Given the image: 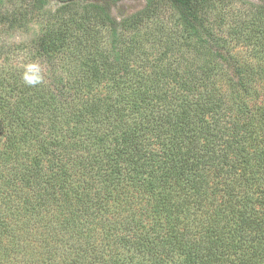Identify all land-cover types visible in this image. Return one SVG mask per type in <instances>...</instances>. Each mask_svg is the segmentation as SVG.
I'll list each match as a JSON object with an SVG mask.
<instances>
[{"label": "trees", "instance_id": "obj_1", "mask_svg": "<svg viewBox=\"0 0 264 264\" xmlns=\"http://www.w3.org/2000/svg\"><path fill=\"white\" fill-rule=\"evenodd\" d=\"M7 1L0 264H264V0Z\"/></svg>", "mask_w": 264, "mask_h": 264}, {"label": "rangeland", "instance_id": "obj_2", "mask_svg": "<svg viewBox=\"0 0 264 264\" xmlns=\"http://www.w3.org/2000/svg\"><path fill=\"white\" fill-rule=\"evenodd\" d=\"M11 1V0H8ZM7 1V2H8ZM259 0H238L232 3H227L226 2H218L217 5L215 6L217 9H220L219 12L221 14H225L226 12L231 13L229 17H237L236 13H234L235 9L240 8V7H245L250 2H258ZM6 3V2H5ZM22 5L21 0H14L13 3H6V9L11 11L10 13L15 14L17 12L16 10H20V6ZM145 5L144 0H122L118 2L117 4H114L111 6L112 12L115 16L117 17H122V16H127L129 14L135 13L142 9ZM49 7H52V10L57 9L59 7L58 3L52 2ZM41 29V26L33 22L25 27H20V28H13L9 34V43H14L17 44L16 46H19L21 43V46H26L27 51H31L30 47L33 46V41L35 38H37V35ZM25 51H21V63L24 64L25 66H28V70L30 69L31 71L37 72L38 75L44 74V75H49L52 72V67L53 63L51 59L48 61L47 59L40 58V60L34 61L32 63L31 58L28 59V56L30 54ZM43 60V61H42ZM31 65H36V68H29ZM58 64V62H57Z\"/></svg>", "mask_w": 264, "mask_h": 264}, {"label": "clouds", "instance_id": "obj_3", "mask_svg": "<svg viewBox=\"0 0 264 264\" xmlns=\"http://www.w3.org/2000/svg\"><path fill=\"white\" fill-rule=\"evenodd\" d=\"M36 65H30L29 68H36ZM24 82L29 86H35L42 82V77L39 75H25Z\"/></svg>", "mask_w": 264, "mask_h": 264}]
</instances>
